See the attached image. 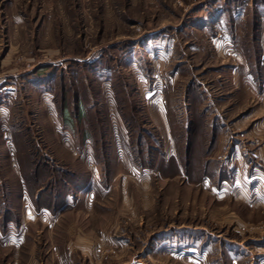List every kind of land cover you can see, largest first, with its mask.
<instances>
[{
    "label": "rangeland",
    "instance_id": "rangeland-1",
    "mask_svg": "<svg viewBox=\"0 0 264 264\" xmlns=\"http://www.w3.org/2000/svg\"><path fill=\"white\" fill-rule=\"evenodd\" d=\"M0 264H264V0H0Z\"/></svg>",
    "mask_w": 264,
    "mask_h": 264
},
{
    "label": "trees",
    "instance_id": "trees-1",
    "mask_svg": "<svg viewBox=\"0 0 264 264\" xmlns=\"http://www.w3.org/2000/svg\"><path fill=\"white\" fill-rule=\"evenodd\" d=\"M177 171H179V170L177 169Z\"/></svg>",
    "mask_w": 264,
    "mask_h": 264
},
{
    "label": "bare ground",
    "instance_id": "bare-ground-1",
    "mask_svg": "<svg viewBox=\"0 0 264 264\" xmlns=\"http://www.w3.org/2000/svg\"><path fill=\"white\" fill-rule=\"evenodd\" d=\"M28 210V209H27Z\"/></svg>",
    "mask_w": 264,
    "mask_h": 264
}]
</instances>
